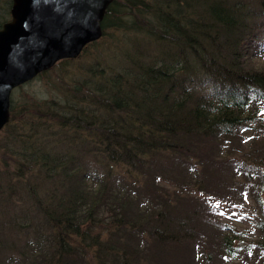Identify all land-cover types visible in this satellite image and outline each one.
I'll use <instances>...</instances> for the list:
<instances>
[{"label": "trees", "instance_id": "1", "mask_svg": "<svg viewBox=\"0 0 264 264\" xmlns=\"http://www.w3.org/2000/svg\"><path fill=\"white\" fill-rule=\"evenodd\" d=\"M101 26L49 95L14 89L0 264H264V0H114Z\"/></svg>", "mask_w": 264, "mask_h": 264}, {"label": "water", "instance_id": "2", "mask_svg": "<svg viewBox=\"0 0 264 264\" xmlns=\"http://www.w3.org/2000/svg\"><path fill=\"white\" fill-rule=\"evenodd\" d=\"M10 1V19L0 27V130L10 119L12 91L99 40L114 0Z\"/></svg>", "mask_w": 264, "mask_h": 264}, {"label": "rangeland", "instance_id": "3", "mask_svg": "<svg viewBox=\"0 0 264 264\" xmlns=\"http://www.w3.org/2000/svg\"><path fill=\"white\" fill-rule=\"evenodd\" d=\"M8 20H9V19H8ZM113 36H114V33L105 36L102 40L104 41V43H109V41L112 40ZM104 48H105V50H107V46H104ZM90 50H91V49L88 50V53H87L86 56H85V57L88 58V59L91 58L92 55H93V54L90 52ZM94 50H95V49H94ZM100 50H101V52L104 54L103 50H102V49H100ZM105 55H106V54H105ZM24 88H26L27 91H29V92H31V93L36 92V93H38V94H40V95H43V96H47V95H49V94L47 93V91L45 90V88L43 87V83H42V81H40V80H32L28 85L26 84V85L24 86ZM14 91H15V90L12 91L11 97L13 96ZM52 93H53V95H55V94H54V93H55L54 91H53Z\"/></svg>", "mask_w": 264, "mask_h": 264}]
</instances>
